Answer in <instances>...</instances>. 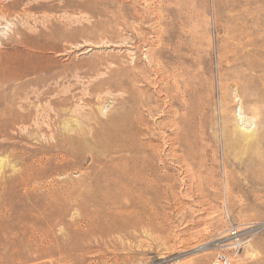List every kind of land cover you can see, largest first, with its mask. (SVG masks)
Masks as SVG:
<instances>
[{"label":"rangeland","instance_id":"1","mask_svg":"<svg viewBox=\"0 0 264 264\" xmlns=\"http://www.w3.org/2000/svg\"><path fill=\"white\" fill-rule=\"evenodd\" d=\"M65 208L0 264H264V0H0V238Z\"/></svg>","mask_w":264,"mask_h":264},{"label":"bare ground","instance_id":"2","mask_svg":"<svg viewBox=\"0 0 264 264\" xmlns=\"http://www.w3.org/2000/svg\"><path fill=\"white\" fill-rule=\"evenodd\" d=\"M137 16H138V13L135 11V17L137 18ZM157 54L158 55L156 57H153L154 59H151L150 57H147V58L149 60V64L153 68V71L161 75V80H160L161 91L164 93V95L168 99L167 106L171 108L175 103H178L181 106V108H183V110H188L191 100H193L194 96H196L194 92L198 91L197 88L193 89L194 87L191 81L192 78H189L188 76H186L187 74L182 73V71L173 73V74L169 73L168 72L169 70L166 67L167 61H165V56H163L164 51L159 49ZM162 57L164 60L162 59ZM8 62L9 61H7L6 64H8ZM169 79H171L170 83H168ZM185 123L186 121L185 119H183V121L182 120L175 121V122L172 121L171 124H172V127L180 128L181 125H184ZM106 130L107 131H105V134H103L104 136L102 137L104 138L105 142L115 141L123 145L122 147L126 146L127 142L125 140L126 139L125 136L126 135L128 136L126 130L118 126H113L109 130L108 129ZM123 134L125 135L124 139L122 137ZM122 171L123 170L120 169L118 171V174L115 175L114 177L117 179L118 175H120ZM66 212H67L66 208L59 210V211L49 210L48 213L44 214V220L42 222L40 221L41 222L40 225L36 226V224L32 223V225H30L28 229L26 227L22 228L19 232V235L16 236L17 238L12 237L13 228L11 229L7 228L8 230L7 232L9 233L10 236L4 239L0 238V250H3L4 253L7 254L10 251H12V249H15L16 247H21L24 249L33 248V246H35V240L34 238L32 239V236L34 235L38 236V240H40L41 244H51L53 241V238L55 239L56 237L55 236L56 234L53 233V229L55 228L57 223H61ZM104 218L117 231H122L128 227L136 226L139 221V219L135 218L131 214H127V218L125 220H122L121 218L117 216H112L110 214H106ZM77 226H78V223L76 222L75 224V221L71 225H68V227H70V229L73 231L74 234H75V228ZM89 228H91L90 225H89ZM89 232L87 231L86 233L89 234ZM101 232L109 233L108 229H105L104 231H101ZM86 233L84 234L86 235Z\"/></svg>","mask_w":264,"mask_h":264},{"label":"built area","instance_id":"3","mask_svg":"<svg viewBox=\"0 0 264 264\" xmlns=\"http://www.w3.org/2000/svg\"><path fill=\"white\" fill-rule=\"evenodd\" d=\"M225 260L224 259H220V260H216L213 264H225Z\"/></svg>","mask_w":264,"mask_h":264}]
</instances>
